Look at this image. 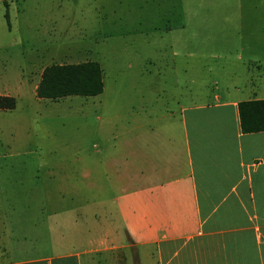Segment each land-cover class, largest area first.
<instances>
[{"label":"rangeland","instance_id":"obj_1","mask_svg":"<svg viewBox=\"0 0 264 264\" xmlns=\"http://www.w3.org/2000/svg\"><path fill=\"white\" fill-rule=\"evenodd\" d=\"M249 29L264 33V0H0V93L16 98L0 109L1 206L45 225L63 206L71 225L115 226L114 243L128 242L114 197L134 178L130 149L144 129L169 128L164 115L179 114L176 100L211 95L214 67L221 82L225 61L239 66V35ZM89 59L102 66V92L36 95L45 65ZM113 255L119 264L154 261L141 248Z\"/></svg>","mask_w":264,"mask_h":264},{"label":"crops","instance_id":"obj_2","mask_svg":"<svg viewBox=\"0 0 264 264\" xmlns=\"http://www.w3.org/2000/svg\"><path fill=\"white\" fill-rule=\"evenodd\" d=\"M244 32L239 66L225 61L221 82L214 67L211 95L176 100L179 114L164 115L169 128L149 126L130 149L134 178L114 197L128 242L114 243L115 226L71 225L63 206L45 225L0 204V264H103L98 253L119 264L118 247L141 248L151 264H264V129L243 131L238 112L240 100L264 98V33Z\"/></svg>","mask_w":264,"mask_h":264},{"label":"trees","instance_id":"obj_3","mask_svg":"<svg viewBox=\"0 0 264 264\" xmlns=\"http://www.w3.org/2000/svg\"><path fill=\"white\" fill-rule=\"evenodd\" d=\"M103 87L102 66L98 60L89 59L45 65L35 91L38 97L57 99L69 94L95 95ZM15 104V96L0 94V109L12 108ZM238 112L243 131L264 129V98L240 100Z\"/></svg>","mask_w":264,"mask_h":264}]
</instances>
